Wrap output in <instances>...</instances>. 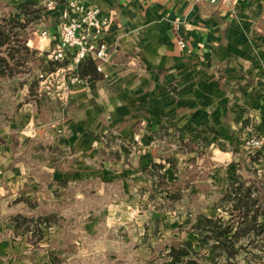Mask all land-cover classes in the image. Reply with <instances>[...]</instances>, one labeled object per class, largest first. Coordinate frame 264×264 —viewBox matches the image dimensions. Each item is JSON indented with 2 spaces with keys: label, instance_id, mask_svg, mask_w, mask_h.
<instances>
[{
  "label": "crops",
  "instance_id": "crops-1",
  "mask_svg": "<svg viewBox=\"0 0 264 264\" xmlns=\"http://www.w3.org/2000/svg\"><path fill=\"white\" fill-rule=\"evenodd\" d=\"M23 1L46 0H0V5ZM80 1L109 18L108 75L69 84L67 116L55 124L39 118L36 106L23 104L0 128L1 148L13 146L15 133L23 146L48 139L53 155L33 175L15 163L10 150L8 162L0 161V264L45 262L44 229L34 244L30 234L15 236L7 220L15 209L8 211L12 200L4 202L9 195L41 209L53 206L39 191L41 177L76 184L100 179L117 186L121 196L139 192L147 199L155 178L173 172L166 159L177 165L192 152L188 145L201 143L219 151L215 160L224 170L219 166L208 177L190 180L187 191L203 198L218 180L226 183L220 196L240 179L235 167L260 162L246 141L264 133V0ZM60 6L43 13L54 17L47 39L38 31L27 39L28 47L46 57L56 40ZM40 169L44 175H35ZM76 196L82 198V191Z\"/></svg>",
  "mask_w": 264,
  "mask_h": 264
},
{
  "label": "rangeland",
  "instance_id": "rangeland-1",
  "mask_svg": "<svg viewBox=\"0 0 264 264\" xmlns=\"http://www.w3.org/2000/svg\"><path fill=\"white\" fill-rule=\"evenodd\" d=\"M55 1L63 6L66 0ZM62 6L59 7V11ZM44 12H47L46 9H43L42 16L37 23L28 26L27 31H30L28 39L34 31L40 28L47 29L54 22V17L51 16L50 20L46 14L43 15ZM54 16L58 21L59 14ZM36 51L38 58H42L43 61H50L38 50ZM36 65L45 64L37 63ZM70 66V60H68L65 66H60L51 73L40 68L33 71L32 73L35 74L38 81L35 87V95L32 97L28 95L29 83L33 77L32 73L26 76H16L13 81L0 84V105L2 106L0 109V128L10 123V120L23 104L36 106L35 109L39 118L50 121V124H55L58 119L63 120L69 109V103L64 96L65 90L69 84L84 80L75 79L74 71L76 68ZM100 75L102 78L107 77ZM24 80L26 82L23 84H17ZM11 136L15 140L9 149L12 151V158L15 159V163H20L29 169V175H33L31 170L52 163V148L48 147L50 145L48 139L42 140L44 144L39 140H31L28 145L23 146L19 144L15 133H12ZM1 145L0 142V161L6 164L8 162L6 153L10 151L4 146L1 148ZM205 146L201 143H193V146L188 145L186 149L188 152L190 150L192 152L187 153L182 160L178 159V164L174 168L171 167L173 172H170L169 168L168 171L161 169L163 173L167 171V176L160 174V177L155 178L152 183L153 190L148 192L147 199H145L146 194L143 195L139 192L121 196L118 194L117 186L96 179L92 182L77 184L74 181L66 180L70 192L58 200L57 197L52 196L51 191L46 187V181L51 179L41 177L37 182L39 191L45 194L53 206L46 205L47 210L41 209L37 207L38 205L34 201L26 200L25 203H21L22 200L13 201V196L10 197L9 195L5 197L4 202L13 201L7 206L8 211L15 209L12 211L13 213L17 210V212L24 213H36L37 211L50 213L52 210L58 209L63 214L64 219L59 218L57 222H52L49 225H40L42 235L44 229L45 237L42 241L44 243L42 256L44 255L43 259L45 260L43 264H149L150 262L160 264L164 261L163 255L171 243L180 240H191L194 244L196 243L195 234L189 230V226L185 225V222L197 212L213 217L222 216L223 219L231 217L226 210L230 204L226 202L220 204L218 197V192L223 191V186L226 184L224 179L218 180L220 184L214 183L213 188L203 198L199 194L187 191L188 186L191 185L190 180L196 181L205 178L206 175L208 177L209 173L217 170L219 166L223 170V164L215 160L219 151L213 149L214 147L205 148ZM135 148V143H128L130 151H134ZM191 153L193 154L192 158L189 155ZM253 153L260 160L263 158V153L260 150L256 151L255 149ZM215 164L218 165L215 166ZM2 166L4 165H0V167ZM234 169L240 171L239 175L244 181H257L264 193V165L262 162H257L255 165L251 164L249 168L237 166ZM43 171L40 169L35 172V175H44ZM173 183L180 187L179 197L175 200H169L168 194L171 192ZM204 185L209 186L208 183H204ZM199 189L203 188L199 187ZM80 191H82L83 197L77 198L76 194ZM217 202L219 203L218 207L215 206ZM1 209L2 207H0ZM12 212L7 214V217L9 216L7 220L10 223ZM25 234L32 236L30 232ZM14 235L17 236L15 233ZM31 239H33L32 244H34L39 242L41 238L35 239L32 236ZM262 239L259 244L264 243V235ZM250 249L251 252H241L238 255L239 264H264V247H252ZM251 253L261 255V260H252ZM209 255L208 252L205 254L206 263H209ZM219 264L224 263L220 262Z\"/></svg>",
  "mask_w": 264,
  "mask_h": 264
},
{
  "label": "trees",
  "instance_id": "trees-1",
  "mask_svg": "<svg viewBox=\"0 0 264 264\" xmlns=\"http://www.w3.org/2000/svg\"><path fill=\"white\" fill-rule=\"evenodd\" d=\"M43 3L23 1L12 5H0V84L13 81L16 76L31 75L36 69L45 70L48 73L55 71L60 66H65L70 60L66 57L62 61H43L37 57V51L27 46L30 36L27 28L30 24L37 23L42 11ZM33 63V65H32ZM37 63L45 65H36ZM34 69V70H33ZM81 79H98L101 77L96 72L91 57L79 62L74 71ZM29 83V97L35 95L37 78L34 73ZM26 80L18 82L23 84ZM0 109L2 106L0 105ZM43 146V145H42ZM174 168L173 159H166ZM46 187L52 196L58 200L69 193L66 180H47ZM169 200L179 197L180 187L173 183ZM71 194V193H70ZM220 204L229 203L226 210L231 217L223 219L221 216H207L197 212L187 219L185 225L195 234L196 243L191 240L175 241L171 243L167 252L163 255L164 261L160 264H239L237 257L241 252H251L252 247H264L262 241L264 235V193L257 181H244L237 179L230 184L225 193L219 196ZM225 208L223 205H220ZM35 212V210H34ZM63 218L60 210H52L50 213L37 211L36 213L16 212L11 216L15 234L30 232L35 239L42 237L41 224H51ZM184 225V226H185ZM209 253V263H206V253ZM252 260L260 261L261 255L252 254ZM149 264H155L150 262Z\"/></svg>",
  "mask_w": 264,
  "mask_h": 264
},
{
  "label": "built area",
  "instance_id": "built-area-1",
  "mask_svg": "<svg viewBox=\"0 0 264 264\" xmlns=\"http://www.w3.org/2000/svg\"><path fill=\"white\" fill-rule=\"evenodd\" d=\"M58 5L55 0L44 1L46 11L56 10ZM108 26L109 18L102 16L98 8L85 7L80 0H66L59 11L56 40L53 48L48 51L47 58L61 61L69 57L70 67L76 68L79 62L91 57L96 72L106 77V65L111 53L105 39ZM37 31V36L45 41L49 30L42 28ZM75 79L81 80L77 76ZM246 145L251 150L263 149V158L260 162L264 165V133L261 136L250 137Z\"/></svg>",
  "mask_w": 264,
  "mask_h": 264
}]
</instances>
